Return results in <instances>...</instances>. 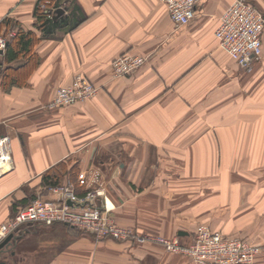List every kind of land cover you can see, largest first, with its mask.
Masks as SVG:
<instances>
[{
    "label": "crops",
    "instance_id": "0c3cea01",
    "mask_svg": "<svg viewBox=\"0 0 264 264\" xmlns=\"http://www.w3.org/2000/svg\"><path fill=\"white\" fill-rule=\"evenodd\" d=\"M38 1L0 0V35L5 20L15 25L12 34L17 27L33 32L39 59L27 85L8 91L0 66V135L9 137L13 160L0 177V225L41 192L43 200H59L40 179L63 162L78 172L100 170L119 225L185 246L205 225L258 245L254 264H264V27L261 56L247 69L215 37L234 0H199L182 26L161 0H50L53 12L64 9L50 33L35 25ZM248 1L264 14V0ZM124 53L147 61L114 78L111 62ZM77 74L99 88L96 96L49 108L55 91ZM68 229L64 244L46 254L30 251L17 229L0 262L196 264L160 244Z\"/></svg>",
    "mask_w": 264,
    "mask_h": 264
},
{
    "label": "built area",
    "instance_id": "2783aa9c",
    "mask_svg": "<svg viewBox=\"0 0 264 264\" xmlns=\"http://www.w3.org/2000/svg\"><path fill=\"white\" fill-rule=\"evenodd\" d=\"M168 9L169 17L175 26H182L194 16L195 5L199 0H161ZM39 7L52 16L50 0H40ZM264 27V14L248 0H234L220 15V22L215 30L219 47L237 64L249 68L261 56V33ZM6 47V38L0 35V56ZM147 61L146 56L124 53L111 62L114 78H121L139 69ZM99 88L86 77L76 75L72 82L59 87L48 104L49 108L74 105L93 98ZM13 170L10 139L0 135V177ZM81 184H85L81 178ZM100 179L99 174H96ZM50 191L62 200L46 201L35 198L25 207L0 225V242L14 233L21 224L36 223L44 226L62 224L92 234L96 239L109 238L118 242L128 241L136 245L160 244L167 252L188 256L196 264H254L260 247L239 238H231L220 232L212 231L200 225L193 240L188 245H181L177 238H165L153 234L135 232L129 227L116 224L111 213L114 205L104 191L94 195L86 194L77 198L67 189L62 191L51 188ZM98 197L100 199H98ZM102 199V200H101ZM71 201V204L67 203ZM99 200V202H98ZM101 200V202H100Z\"/></svg>",
    "mask_w": 264,
    "mask_h": 264
},
{
    "label": "trees",
    "instance_id": "16d2710c",
    "mask_svg": "<svg viewBox=\"0 0 264 264\" xmlns=\"http://www.w3.org/2000/svg\"><path fill=\"white\" fill-rule=\"evenodd\" d=\"M38 2L36 3L34 10V16L36 19L35 25L44 33H50L53 28L56 27L58 22L53 21V16H50V13H46L42 10L39 7ZM1 23V26L6 28L3 35L6 38V47L3 54L0 56V66L3 67L1 85L8 91L13 86L23 87L27 85L29 75L37 67L39 59L33 52L34 45L37 42L33 32L23 31L17 27L15 33L12 34L10 29L15 27V25L12 24L10 20H5ZM18 61L21 63L16 67H12V64ZM68 170L73 172L70 174L72 176L71 179L73 180L75 177L74 172L77 171L75 166L70 169H66L65 163L60 162L55 167L47 170L41 176V184L42 187L45 188L44 192L59 185V183L66 178L65 172ZM31 201L32 199L20 204L19 209L25 207ZM19 209L16 210L15 214Z\"/></svg>",
    "mask_w": 264,
    "mask_h": 264
},
{
    "label": "rangeland",
    "instance_id": "374dc122",
    "mask_svg": "<svg viewBox=\"0 0 264 264\" xmlns=\"http://www.w3.org/2000/svg\"><path fill=\"white\" fill-rule=\"evenodd\" d=\"M77 75H80V74H77ZM75 76H73V78ZM73 78H72V80H73ZM89 99H91V98H89ZM86 100H88V99H86ZM78 103H80V102H78ZM65 107H67V106H65ZM71 173H73V172H71V170H68L67 172H65V176H66L65 179L66 180L65 179L62 180L59 183V185H57L53 188H56V189L62 190V191L66 190V189L68 191L71 190L77 198H82V197H84L83 195H86V194L94 195L96 193V191H99V193H101L102 191L105 192L104 187H103L104 186L103 182H101V179H97V177H96V174H99V176L101 177V173H100L99 169L93 167V168H88L87 170H81L79 172L77 170L74 172L75 177L73 180L71 179L72 178V176L70 175ZM80 176H82L81 178H84L85 184H81ZM72 181L76 182V184L73 183ZM76 186H78L79 189L81 190V193H79V194H81V196L76 192ZM40 187L43 188L42 184H41V179H40ZM41 196H42V192H41V195L39 198H41ZM98 199H100V198L98 197ZM101 200H100V202H101ZM111 216H112V213H111ZM116 224L119 225L117 222H116ZM27 225H29V224L24 223V224H21L19 227L20 230L22 229V233H23L22 234L23 244H30V251H34V249L36 247L39 248V252L42 254H46L50 250L52 251L53 250L52 248H55L58 246L56 244H64L65 239L67 238V236H66L67 232H69V229H68L69 226L66 225L67 226L66 227L65 225H62V224H56L55 226L52 225L53 227L48 226V228H47V226H44V225L41 226L40 225L38 227H28V229H26ZM119 226H121V225H119ZM123 227H125V226H123ZM57 228H61L62 230L59 231ZM74 236H76V235H73L72 237H74ZM107 239H109V238H107ZM125 242H128V241H125ZM47 244H51L50 249H46V247H48ZM251 244H253V243H251Z\"/></svg>",
    "mask_w": 264,
    "mask_h": 264
},
{
    "label": "water",
    "instance_id": "95a60500",
    "mask_svg": "<svg viewBox=\"0 0 264 264\" xmlns=\"http://www.w3.org/2000/svg\"><path fill=\"white\" fill-rule=\"evenodd\" d=\"M63 13H64L63 8H57L54 10L52 18L55 20L59 18ZM59 199L60 200L63 199V194H59ZM67 203L71 204V201L67 200ZM178 235L179 236L185 235V232H178ZM12 240H13V234L7 236L2 242H0V258L8 252L10 245L13 244ZM0 264H4V263L0 262Z\"/></svg>",
    "mask_w": 264,
    "mask_h": 264
},
{
    "label": "bare ground",
    "instance_id": "6f19581e",
    "mask_svg": "<svg viewBox=\"0 0 264 264\" xmlns=\"http://www.w3.org/2000/svg\"><path fill=\"white\" fill-rule=\"evenodd\" d=\"M107 204H108V200H107ZM110 207V206H109Z\"/></svg>",
    "mask_w": 264,
    "mask_h": 264
}]
</instances>
